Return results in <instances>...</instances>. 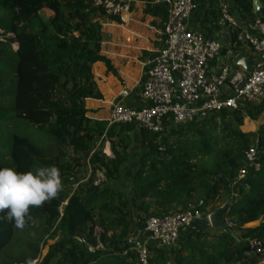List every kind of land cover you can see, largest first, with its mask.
<instances>
[{
    "label": "trees",
    "instance_id": "trees-1",
    "mask_svg": "<svg viewBox=\"0 0 264 264\" xmlns=\"http://www.w3.org/2000/svg\"><path fill=\"white\" fill-rule=\"evenodd\" d=\"M234 1L241 17L252 14V0ZM105 18L123 22L91 0H0V168L55 165L62 180L55 199L29 209L23 228L0 218V264H141L128 240L132 226L190 205L205 218L220 208L209 205L222 190L229 195V233H211L204 219L197 221L170 250L172 261L256 264L246 247L252 239L264 242V127L242 126L264 112V101L244 111L206 113L162 133L141 129L127 191L123 165L133 129L107 127L104 120L91 124L84 106L86 98L100 97L92 65L103 62L115 74L99 53ZM215 18V10H206L202 25ZM106 141L111 155L102 152ZM252 147L261 154L257 170L244 157ZM86 163L101 169L110 185H93L91 178L88 186L78 184L75 171ZM243 168L247 187L235 189L232 180Z\"/></svg>",
    "mask_w": 264,
    "mask_h": 264
},
{
    "label": "built area",
    "instance_id": "built-area-1",
    "mask_svg": "<svg viewBox=\"0 0 264 264\" xmlns=\"http://www.w3.org/2000/svg\"><path fill=\"white\" fill-rule=\"evenodd\" d=\"M135 0H91L92 6L102 8L108 15L129 13ZM161 12V47L146 62L137 91L120 89L118 101L109 110L107 127L112 124H129L132 134L141 129L162 133L183 126L203 114L220 110L244 111L248 106L264 101V9L246 17L235 18L228 4L219 7L216 24L224 26L230 37L227 56L222 63L224 44L218 35L206 33L194 26L191 16L198 8L197 0H145ZM249 47L253 56L248 59L252 72L233 64ZM137 95L140 104L124 105L122 100ZM108 144V142L106 141ZM260 152L249 148L245 160L254 170L259 168ZM247 169H240L232 180L238 189L247 187L243 180ZM91 183L102 185L105 176L101 169H91ZM212 213L203 218L195 206L169 213L164 217L142 218L137 232L128 240L141 264H157L153 247L160 245L174 249L180 237L196 229L202 219L210 226ZM246 251L257 262L264 263V242L249 240Z\"/></svg>",
    "mask_w": 264,
    "mask_h": 264
},
{
    "label": "crops",
    "instance_id": "crops-1",
    "mask_svg": "<svg viewBox=\"0 0 264 264\" xmlns=\"http://www.w3.org/2000/svg\"><path fill=\"white\" fill-rule=\"evenodd\" d=\"M145 0H135L131 11L120 16L123 20L117 23L108 18L100 21V37H99V53L106 57L113 67L115 74L108 71L103 62H95L92 65V74L94 81L97 84V91L99 98H86L84 106L88 110L86 116L91 124L98 120H106L109 114L111 105L118 101V93L120 89L126 88L131 91H137L141 79L142 71L146 62L155 54L161 47V12L157 7L151 6L148 3L144 4ZM198 8L191 16V21L194 26L202 28L205 32L218 35L224 44L222 57L218 62L222 63L227 56V48L230 46V37L227 29L219 24L216 20L212 25H202V18L206 10H215L219 12V7L226 3L230 7L235 18H240V11L235 5L234 0H197ZM254 1V0H252ZM260 6L251 12L263 10V5L258 0ZM253 6V2H252ZM213 26H216L215 28ZM248 55L244 50L243 55L247 58L252 57L253 53L250 51ZM124 105L136 107L140 104L139 97L125 98L122 100ZM133 140H136L133 142ZM139 135L135 133L132 135L131 146L129 147V158L123 165L124 178L131 175L133 171L132 162L135 160L136 153L139 150ZM135 151L133 158H131V151ZM126 167V168H125ZM124 180V179H123ZM110 184H107L109 186ZM138 226H132L131 232L136 233ZM130 232V233H131ZM153 254L164 258L161 262L164 264L166 259V252L168 249L160 245L153 247ZM158 263V264H159Z\"/></svg>",
    "mask_w": 264,
    "mask_h": 264
},
{
    "label": "clouds",
    "instance_id": "clouds-1",
    "mask_svg": "<svg viewBox=\"0 0 264 264\" xmlns=\"http://www.w3.org/2000/svg\"><path fill=\"white\" fill-rule=\"evenodd\" d=\"M61 190L60 170L55 165L24 172L0 168V218L23 228L26 219H30L29 209L55 199Z\"/></svg>",
    "mask_w": 264,
    "mask_h": 264
},
{
    "label": "rangeland",
    "instance_id": "rangeland-1",
    "mask_svg": "<svg viewBox=\"0 0 264 264\" xmlns=\"http://www.w3.org/2000/svg\"><path fill=\"white\" fill-rule=\"evenodd\" d=\"M264 2V0H263ZM263 9H264V5H263ZM45 13L47 15H50L51 12L48 11V10H45ZM194 14V13H193ZM219 12L218 10L216 11V17L218 16ZM213 18V16H212ZM203 19V18H202ZM216 19V18H215ZM215 19H213V21H215ZM212 21V19H211ZM202 22V21H201ZM208 34V32H206ZM245 51H247L248 55L249 52H250V49L249 47H246L245 48ZM210 113H207L206 116L208 117ZM244 114V113H243ZM204 115V114H203ZM202 116V115H201ZM264 127V112H262L259 117L256 119V120H250L248 118H245L244 119V124L242 126V128L244 130H252V131H257L261 128ZM136 134V133H135ZM137 136V134H136ZM136 140H133V142H135ZM132 142V141H131ZM131 142H130V146H131ZM98 145V143H97ZM133 150H139L136 148H134ZM131 151V156L134 155L135 151ZM102 152H104L105 154L107 155H111V151H110V148H109V144H107L106 142L104 143V145L102 146ZM137 152V151H136ZM70 151L68 150L67 151V154H69ZM133 158V156L131 157ZM126 168V167H125ZM76 177L78 178V184H81V185H85V186H88L90 184V177H91V166L89 164H84L82 165L79 169H77L76 171ZM123 184L125 186V189L127 191H129V181H128V177H125L124 178V181H123ZM76 185V184H75ZM74 185V186H75ZM73 186V188H74ZM103 186H107V182L104 184H102V187ZM229 199V195L227 194V192H225L224 190H222L220 192V194H218L214 200L212 201V203L209 205V206H220V207H223L225 204H226V201ZM65 206V202L61 205L60 207V210H62ZM260 220H257V221H253V222H249L247 224L244 225V227H255L259 224ZM210 232L213 233V232H217L215 229H210ZM23 239L25 238H22V241ZM26 240H28V237H26ZM178 245H176L175 248H177ZM174 248V249H175ZM46 250H47V246H45L43 249H42V255H41V258L42 256L46 253ZM158 258V257H157ZM36 260L33 261L31 264H35ZM164 264H174V262L172 261V255H171V252L168 250L166 252V259H165V263ZM257 264H263L261 262H257Z\"/></svg>",
    "mask_w": 264,
    "mask_h": 264
},
{
    "label": "water",
    "instance_id": "water-1",
    "mask_svg": "<svg viewBox=\"0 0 264 264\" xmlns=\"http://www.w3.org/2000/svg\"><path fill=\"white\" fill-rule=\"evenodd\" d=\"M260 6V3L258 0L253 1V9H257ZM233 64L236 66H241L247 73L252 72V67L250 65V60L245 55H240L237 58L234 59ZM132 132L129 133L130 138H132ZM230 206V203H226L223 207H220L216 211H214L209 218L210 226L213 229H219L222 232L229 233L228 226L226 225L224 221V215L226 211L228 210ZM236 241H238V237L235 234H232ZM239 245L241 246L242 243L239 242Z\"/></svg>",
    "mask_w": 264,
    "mask_h": 264
}]
</instances>
